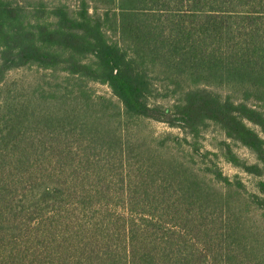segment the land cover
<instances>
[{
	"label": "trees",
	"instance_id": "16d2710c",
	"mask_svg": "<svg viewBox=\"0 0 264 264\" xmlns=\"http://www.w3.org/2000/svg\"><path fill=\"white\" fill-rule=\"evenodd\" d=\"M69 1L0 0V264H264V0Z\"/></svg>",
	"mask_w": 264,
	"mask_h": 264
},
{
	"label": "rangeland",
	"instance_id": "374dc122",
	"mask_svg": "<svg viewBox=\"0 0 264 264\" xmlns=\"http://www.w3.org/2000/svg\"><path fill=\"white\" fill-rule=\"evenodd\" d=\"M45 1L48 4L54 3V0H45ZM69 4H73L72 1H69ZM92 87H93L94 91H96L97 94H108V93H110L108 88L104 85L93 84ZM152 128L158 134L163 133V132L179 134V131H177L175 129H171L168 126H166L165 124H161V123H153ZM223 139H224L223 136L219 132L211 131L202 139V141H201L202 145L201 146H202V148H204V150H209L211 152H217L220 155V151H218L219 150L218 147L220 146V143ZM233 150L241 160L248 162V163H255L256 162L255 156L248 149H246L240 145H233ZM218 162H219V165L222 168L223 172L227 176L233 177L235 175H239L249 190H252L255 188V185H256V182L258 181V179L244 173L240 169H237L232 164L225 161L222 157H220L218 159Z\"/></svg>",
	"mask_w": 264,
	"mask_h": 264
}]
</instances>
